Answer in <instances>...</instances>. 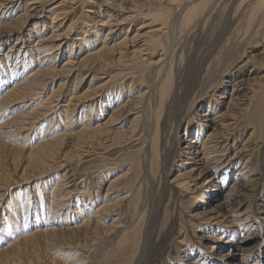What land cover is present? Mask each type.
Masks as SVG:
<instances>
[{"label":"rangeland","instance_id":"obj_1","mask_svg":"<svg viewBox=\"0 0 264 264\" xmlns=\"http://www.w3.org/2000/svg\"><path fill=\"white\" fill-rule=\"evenodd\" d=\"M28 1L34 2L37 0H26L27 3H29ZM89 1L90 3L87 4L100 5V10L107 14V7L112 6L110 3L114 0H109L103 4L99 0ZM220 1H217V4L213 2L210 4L211 6L206 7L192 28L182 33H178V30L169 31L170 34L173 32L176 36L172 39L171 50L169 49L170 51H167L168 54L165 56H161L160 60L164 58L163 65H166L165 67L167 65L171 66V88L165 97L158 120L159 130L156 139L158 158L156 166L153 168H150V142L155 128L154 109L158 103L157 89L164 76V74L157 75L159 63L150 65L142 72L139 69L133 71L134 68L129 67L132 64L131 60V63L125 62V65L117 63L116 67L114 66L116 63H114L112 66H108L102 74L98 72L102 70L101 66L90 64V67L94 65L91 67L92 73L90 76L86 74L83 81L79 83L77 94H81L89 86V83L93 85L92 87L104 83H107V85L101 91L95 93L92 97L94 99L88 101L91 102V106L94 108L87 123L91 120V126L101 124L105 127V121L112 114L110 112H113V101L118 99V102L125 103V111L122 108L119 119L112 124V127H109L112 128L110 132L112 134L119 131L122 133L113 136L114 143L110 136H106L107 133H105V136L93 141L90 135H82L79 142L75 140V135V137L67 135V142L62 143L61 150L54 155L57 159L53 158L55 159L53 161L48 158V160H44L45 164L39 163L36 165L30 161L28 159L29 151L41 142L44 137L48 138L49 134L62 133L65 124L70 125L67 128L71 132L79 130L78 128L83 125L82 121L85 118L82 112L88 108L84 107V105L89 106L90 103L78 106L70 98L73 92L70 89L74 80L72 76L69 79L62 77L55 79L52 84L48 85V88L46 87L47 92L42 100L43 95H40L41 98L36 102H34V99H30L31 101L21 100L16 101L17 103H12L11 106L9 105L6 109L7 112L1 115L8 127L3 122L0 127V132H12L10 133L11 136L9 134L0 143V146H2L0 147L2 151H0V170L2 172L5 170V174L4 172L2 173L3 175L0 171V177H2L0 178V264L8 263L9 259L8 264L15 263L16 261L12 259L16 260V256L19 262L15 264H23V260L24 263L29 260L28 264H50L51 262V264H224L222 255L228 251H230V254H235V256L261 251L263 254L261 261L264 264V118L261 120L256 132H254L255 127L251 128L252 125L242 124L239 119L237 124L232 123L234 127L231 126V132L228 135V145L223 156L224 163H212L210 167L213 166V169L204 173L200 171L203 170L201 163H197L195 166L192 165L194 178L187 187L193 190L183 189L173 181L178 171L181 170L180 168L184 166L181 161L185 158L184 152L190 146L189 144L193 148L187 151L193 154L194 157L198 156L196 160L199 161L198 159L201 158V142L204 140H215L210 136V140L206 137L210 134L215 136V133L222 131L218 125L221 122L225 120L229 123L234 121L231 120L234 119L233 116L237 112L235 110L237 106L235 107L231 102L228 105V99L231 98V95H233L232 97L237 95L232 92L233 86L241 79L245 80L255 77L252 80L253 84L256 78L259 77L258 79H260V76L264 75V64L257 65L255 63V59L261 56L259 54L264 48V24H259L261 16H258L253 24L250 25L251 28L247 27L245 23L247 13L245 6L247 2H242L243 4L236 8L242 0ZM58 2H61L60 6L62 8H67L60 9ZM62 3V0H52L43 6L46 10L58 6V9L64 11L67 15L62 18L63 20L61 19L63 25L72 20L76 21L75 28L69 33L67 38L61 39L62 37H60L55 41L56 43H62V46L56 51L58 53L62 52L56 57L55 65H58L59 68L69 55V47L73 46L70 57L74 62L82 57L81 54L83 53L78 50L81 44L79 45V40H74V38L84 36V31L82 32V30H84L86 25H82V18L85 12L84 8H88L80 6L81 2H79L80 4H67L66 6H63ZM30 5L31 7L27 9L30 15H27L25 19L24 30L19 33H12L4 41H0V66H4L5 70H11L13 67L14 59L18 54L15 49L21 46L22 51L34 46L35 41H37L35 38L37 34H35V28H33L36 18L33 15L31 17V13H34L31 8H34L37 4L35 2ZM69 5L74 7L73 10L68 8ZM22 8L20 6L15 12L13 11L12 16L8 14L9 11L4 15L0 12V16L3 15L1 20L4 23L15 21L14 19L24 12ZM110 12L112 13L113 11L110 10ZM46 15L45 11L43 16ZM95 18L93 19L92 16L91 19H88L87 24L92 27H107L100 21L96 22L100 16L96 15ZM134 21L111 23L112 29L106 38L107 42L111 44L112 41H119L120 38H123L125 31L128 34L127 38L131 37L134 31L132 29L140 28L139 26H141H134ZM126 25L128 27H125ZM151 28L150 24H146L139 30L145 32ZM28 30H31L32 35L24 39L29 32ZM45 31L47 30L41 29V32L45 33ZM17 35L22 38L18 39L17 44H15L16 40L14 39ZM48 35L49 32L45 36L48 37ZM140 37L132 40V45H129L130 47L132 46L129 48L130 51L132 48H139L140 44L143 43L139 41L142 40V37ZM248 38L250 40L242 46L241 50L238 51L239 45L234 46L237 54L241 51V55L236 60H234L233 54H229V57L225 61L223 60L222 51H225L229 44L236 43L238 39L245 40ZM160 52H154L148 56V52H143L142 57H151L153 60H157L160 57L158 56L161 54ZM5 54H10V58H4ZM250 56H253L250 58V62L248 60L245 63ZM21 58L18 59L19 64L13 72L22 70V65L24 66L26 62L22 64L23 61L20 62ZM251 60L255 62L251 63ZM96 65L100 68L99 70H97ZM241 65L243 66L240 67ZM32 67L35 68L34 66ZM108 70L109 76L113 75L111 80L107 77ZM263 79L264 77L260 79V85L262 84L261 87L264 88ZM117 84L125 87L126 91L124 94L121 95L120 92H117ZM255 84H253L254 87L252 85L250 87H260L259 83ZM7 85H0V89L5 88ZM59 85H63L62 90L64 91L59 96V99L56 97L51 103L50 106L54 107L41 108L42 101L52 92V88L56 89ZM128 85L133 89L130 92L127 91ZM139 92H143L144 95L141 103L136 106L130 99H133L132 97L138 95L137 93ZM69 98L73 100L72 104H75V106L73 105L74 108L70 113H64L65 117H63L64 106L68 103ZM105 100L106 103L111 100V103L108 106L98 108L99 104L102 106ZM204 102L207 106H200V103ZM214 103L216 104L215 110L208 111V105L210 104L211 106ZM222 103L225 104L223 105ZM35 105L40 107V111H46L44 115L36 121L34 120L35 123L31 126L25 124L27 128L21 131L22 133L15 134L16 127L20 126L22 121L14 120V123V121L8 119V116L15 114L13 117H9L12 119L17 114H22L23 118H26V115L23 114L31 111ZM189 107L190 109L188 110ZM205 113L208 114L206 117L203 116ZM219 113L222 116H218ZM192 114L195 115V119L192 120L195 123L188 127L189 133H185L184 118L186 117V120H188L192 117ZM71 119L72 121L68 122ZM119 121L120 123H117ZM202 122L207 124L208 128L204 129L197 143H189L192 140L196 141V125ZM133 123L136 125H133ZM134 126L136 127L135 131H132ZM251 130L254 134L252 133L253 136L249 140ZM219 132L217 134L220 135ZM10 137L11 139H9ZM247 140L249 141L247 142ZM243 142L245 143L242 144ZM226 160L230 161L231 170L223 187H220L219 183L224 177L225 169L223 167ZM49 163L51 166H49ZM130 165L133 168L128 170ZM216 165H218V168L214 167ZM2 166L6 167L2 168ZM243 166L244 168L242 169ZM125 172L126 178L123 177L118 180L113 188L108 187L110 181ZM6 179H8V182H6ZM55 180L59 181L60 187L53 195L51 190ZM64 183L65 185H62ZM194 183L197 184L193 186ZM202 185L204 186V193L202 192L203 194L199 196ZM230 186H234L233 188L237 193L234 196H230L229 204L227 202L222 204L223 200L220 194L222 197L227 195ZM196 187L198 190H196ZM67 191L68 194L63 198L65 206L58 209L57 217H52L53 213L51 215L48 214L51 199L55 197L59 199ZM88 194H90L89 200H87ZM20 196L27 197L22 205H24L25 209L29 208L32 215L26 216L25 220H23L24 215L21 209H18L22 203L20 202ZM129 198L136 200L135 211L130 206L132 203H129ZM114 200L118 202L115 203ZM14 201L17 202V207L16 205L14 206ZM109 204L112 205L105 212L102 213L101 211L100 213L98 211L95 213L99 207ZM40 205H42L43 215L41 216L42 218L38 217L39 220L36 221L35 218L37 217H34V207L39 210ZM86 205H92L91 209L86 210L85 208H88ZM84 206L86 207L83 208ZM15 207L16 209H14ZM53 210L55 209L53 208ZM88 210H91L90 216L87 215ZM221 215L224 217L221 218ZM64 216H66L65 220L63 219ZM96 219H99V222ZM88 220L90 223L86 227L83 223ZM21 222L25 223L26 228L24 230H27L28 233H32L36 229H44L46 228L45 226L54 228L56 233L55 235L49 234L50 236L48 235L47 240L46 235L39 234L38 239H36V236L34 237L35 239L32 238L30 246V243L23 244L21 245L22 249L10 250L11 252L13 251L12 253L6 248L5 252L6 242L14 241L22 232L20 228ZM242 223L252 225L248 226L249 230L243 227L239 230L237 227ZM7 226H9L8 231L5 228ZM14 226L18 227H16L19 230L18 235L13 233ZM180 227H182L181 230ZM87 228L88 230H85ZM225 230L228 231V234L223 233ZM125 233L127 234L125 235ZM132 233L136 235L130 237L137 240L135 246H132L129 243V239H127L129 237L128 234ZM162 233H166V235L162 237ZM247 233L250 235H247ZM47 241L51 242L50 248L47 245ZM33 243L37 246L34 245V247ZM30 247L31 249L27 250ZM24 248H26L25 252H22L21 255V251H24ZM33 250L35 251L33 252ZM29 253L32 258H29ZM51 253H54L55 258ZM10 254H13V257ZM25 254H27L29 259L27 257L23 258Z\"/></svg>","mask_w":264,"mask_h":264},{"label":"bare ground","instance_id":"obj_2","mask_svg":"<svg viewBox=\"0 0 264 264\" xmlns=\"http://www.w3.org/2000/svg\"><path fill=\"white\" fill-rule=\"evenodd\" d=\"M50 1H52V0H37L34 2L28 1L29 3H27L26 0H0V12L3 13V15L9 11L8 14H10V16H12L11 14L14 13L16 11V9L19 8L20 6L23 7L22 9H24V12L21 15L19 14L17 16V18L14 19L15 21H13V22L11 21L8 23H6V22L4 23L3 20H1L3 15L0 16V41H4L12 33L22 32L24 30L23 25H24L25 19L27 18V15L28 16L30 15V14H28L27 9H29V7H31L30 4H33L35 2L37 4L34 8H31V11L34 12V13H31V17L33 15L36 18L34 21V26H33V28H35L34 29L35 34H37L35 36V38L37 39V41H35L36 42L35 45L33 44L34 46L28 47L27 49H24L22 51H21V46H19L17 49H15L18 54H17V56L15 55L16 58L14 59V64H13V67L11 70H5L4 66H0V85H2V84L7 85L10 83L5 88L0 89V127H1V124H3V123L6 125V123L3 121V118H1V115L7 112L6 109L9 107V105L11 106L12 103H14L16 101H21V100H24V101L27 100L28 101L30 99H34V102H36L43 95L41 98V100H42L43 97L45 96L46 92H47L46 87L48 88V85L52 84L53 81H55V79H58L61 77L69 79L73 76L74 80L72 81V85L70 88V89H72L71 92L73 91L72 92L73 98H72L71 94H70L71 95L70 98L73 99L74 101L69 98L68 103L64 106V112H63V110H62V112H63V114L64 113L67 114L68 112L70 113L72 111V109L74 108L73 105L75 106V104H77L78 106H81L82 104L90 103L89 106L84 105V107H88V108H86V110L84 112H82V113H84L83 116L85 117L84 120L82 121L83 125H81V127L78 128L79 130H77L76 132H71L67 128L70 125L68 126L67 124H65L64 131L62 133H57V134L55 133L54 135H51V134L48 135L47 134L49 136L48 138L44 137V139L41 140V142H39L35 147L33 146L34 148L29 151L28 159L36 165L39 163H44V160H46V159L48 160V158H50L51 160L54 161L55 159H57L54 157L55 153L58 154V152L62 148V145H63L62 143L67 142L66 141L67 135L69 137L75 135L76 139L75 138L74 139L77 140V142H79L82 135L83 136L84 135H90L91 139L93 141V140H98V138H100L101 136L102 137L105 136V133H107L106 136H110L111 140L114 143L113 136L117 135L118 133H122V132L119 131L118 133L112 134V133H110L112 128H110L109 126L112 127V124L116 123L117 119H119L118 117H119V114L121 113V109L123 108V110H124V106H126L125 103L122 104V102H118V99L113 101V112H110L112 114L110 116H108L109 118L107 119V121H105L106 122L105 127H103L101 124L91 126V120L88 123H87V120L92 115V111H93L94 107L91 106L92 105L91 102H88V101L94 99L92 97L95 95V93H97L98 91H101L102 88H104V86L107 85V83L99 84V85H96L95 87H92L93 85H91L89 83V86L86 87V89L81 94H77V88H78L79 83L83 81V79L86 77V74H87V76H90V74L92 73L91 67L94 65H92L90 67V64H98V67L101 66L102 70H100L98 72H101V74H102L103 71H105L108 66L110 67L114 63H116L114 65L116 67L117 63H119V65H120V63L124 64L125 62L127 63V62H130V60H131L132 64L129 65V67L134 68L133 71H136L137 69H139L140 72H142L145 69H147L148 67H150V65L151 66L153 64L157 65L159 63L158 68H157L158 69L157 75L159 76L161 74H164V76H163V79L161 78L162 79L160 82L161 84H160L159 88L157 89L158 90L157 91L158 92L157 93L158 94V100H157L158 103L156 105V108L154 109L155 128H154V131H153V134L151 137V142H150L151 143L150 144V155H151V157H150V168H153L154 166H156V162H157V158H158L157 140H156L157 135H158V130H159L158 120H159V116L161 114V110L163 108V103H164L165 97L167 96V94L171 88L170 87V85H171V82H170L171 66L167 65V67H165L166 65H163L164 64V62H163L164 58L162 60H160L161 56L162 57H163V55L165 56L166 54H168L167 51L169 52L171 50L170 47H171V44L173 41L172 39L174 36H176L173 32L170 34L169 31L170 30H172V31L178 30V33H182L183 31L192 28L195 25L198 17L206 9V7L211 6L210 4H212L213 2H216V4H217L218 3L217 1H219V0H114L110 3L112 6L107 7L108 8L107 14H105V12H103V10H100V8H101L100 5L95 6L92 4H87V3H90L89 0H62L63 6H66L67 4H76V3L81 2L82 4L80 6H82L83 8L84 7H86V8L88 7V8L87 9L84 8L85 12L83 13V18H82V21H83L82 25H86V26H84V30H82V32L84 31L83 32L84 36H81L79 38H74V40L75 39L79 40V45L81 44L78 47V50H79V52L83 53V54H81L82 57L80 59H78L76 62H74V60L70 57V55L73 51V46L69 47V45H70L69 44L68 45L69 55L66 58V61L60 66V68L58 67V65H55V63H56V57L58 56V54L62 53L61 51H60V53L56 52L62 46V43H56L55 41L60 37H62L61 39L67 38L69 33L75 28L76 21H73L71 19L72 21H69V22H67V24L63 25L61 19L64 18L67 14L64 11H61L60 9L63 10L67 7L62 8V6H60L61 2H58L60 9H58V6H55L54 8H51L48 10H46V8H43L44 4H46L47 2H50ZM99 1H100V3L103 4L109 0H99ZM238 2H240V1H238ZM242 2H247L246 3L247 5L245 6V9L247 10L246 11L247 12L246 13V21H245L246 26L250 27V25L253 24V22L258 18V16H261V21L259 22V24H264V0H242L236 8H239V6L241 4H243ZM82 7H81V9H82ZM68 8L73 10L74 7L69 5ZM4 9L6 10L5 12H4ZM110 10H112L113 12L111 13ZM45 11H46L47 15L43 16ZM96 15L100 16L99 20H96V22L100 21V23L107 26L106 28L103 27L104 28L103 29L101 27L99 28L96 26L92 27V26L87 24L88 19H91L92 16H93V19H96L95 18ZM131 20H135L134 26L141 25L139 27L142 28L143 25L150 24L152 28L150 30L148 29V31H145V32H142L141 30H139L140 28H134V29H132L134 31H133V34H131L132 35L131 37L127 38L128 34L125 31L123 38H120L119 41H117V42L112 41L111 44L107 42L106 38L108 37L109 31H111V29H112L111 23L117 24L121 21H122L121 23H123L124 21L130 22ZM125 27H128V25H126ZM42 28H44V30H47V31H45V33L41 32ZM80 29H81V27H80ZM146 29H147V27H146ZM28 31L29 32L26 34L24 39H26V37H31V35H32L31 30H28ZM32 32H33V29H32ZM48 32H49V35H48V37H46L45 35ZM139 36L142 37V40H139V41H141L143 43L140 42L141 44H140L139 48H136V49L132 48L130 51L129 48H131L132 46L130 47L129 45H132L131 44L133 42L132 40L137 39ZM44 37H46V38H44ZM21 38L22 37L17 35L14 39V40H16L14 43L17 44V42H18L17 40L21 39ZM27 39H29V38H27ZM243 39H241V40L238 39L236 41V43H233L232 45L229 44L227 46V48H225V51H222V57H223L224 61L229 57V54H233L234 60H236L241 55V51L239 54H237V51H236V49H234V46L239 45L238 51L241 50L242 46H244L246 44V42H248L250 40L249 38L245 39V40H243ZM65 43H66V41H65ZM22 44H23V42H22ZM143 52L144 53L148 52L147 56L149 54L154 53V52L155 53L160 52L161 54L159 53L160 55H158V56H160V57L157 60H153V58H151V57L150 58L149 57L143 58L142 57ZM127 55L128 56L131 55V56L128 57ZM259 55H261V56L257 57V59H255L256 62L251 60L252 61L251 63L255 62L257 65L258 64L263 65L264 64V48L262 49V51L260 52ZM252 57L253 56L248 57L246 59L245 63L248 60L250 62V58H252ZM4 58L9 59L10 54H5ZM19 58H21L20 62L23 61L22 64H24V62H26V63L24 64V66L22 65L21 71L13 72V70L15 68H17V65L19 64V62H18ZM51 61H52V63L49 64ZM249 62H248V64H249ZM10 66H11V63H10ZM32 66H34L35 68H33ZM242 66L243 65H241L240 67H242ZM27 67L28 68L32 67V68L28 69ZM96 67H97V65H96ZM96 67H95V69H96ZM111 68H114V67H111ZM99 69L100 68H98L97 70H99ZM109 70H110V68H109ZM109 70H108V72L107 71L106 72L108 74L107 75L108 79L111 80L113 78V75L109 76ZM143 73H139V74H143ZM160 77H162V76H160ZM262 77H264V75ZM262 77L260 76V79ZM93 78H94V76H93ZM140 78H142V77H140ZM140 78H138V79H140ZM254 78H252V79L248 78L245 80L241 79L240 81L237 82V84H235V86H233L232 92H234V94H237V95L234 97H232L233 95H231V98L228 99L229 100L228 105L231 102L235 107L237 106V109H235V110H237V112L234 113V116L232 115L234 117V119H232V120L230 119L231 121H233V120L234 121L230 122V123L226 122L227 120L221 122L220 124H218L222 129V131L221 130H220V132L218 131L220 133V135L217 134L218 133L217 132V133H215V136H212V134H210L206 137V138H209V140H210V137L215 139V140L208 141V140L203 139L204 141L201 142V144H200L201 158L198 159L199 161L196 160V158L198 156L194 157V155L189 153V151H187V150H190L191 148H193L191 146V144H189V143H197L202 132L204 131V129H206V127L208 125L203 123V122H202L203 124L198 123L196 125V131H195L196 141L192 140L191 142L188 143L190 146L188 148L185 147L187 149L186 152H184L185 158L181 161V164H183L184 166H183V168H180L181 170L178 171L177 175L173 179V181L176 182L181 188L188 189L189 191L193 190V189H189L187 187V185L194 178L192 165L195 166V165H197V163H201V167H203V170H200V171L204 173V172H207L208 170L213 169L212 168L213 166L210 167V164H212V163L218 164V163H222L224 161L223 156L226 153L225 151H226V147L228 145L227 140L229 137L228 135H230V132H231L230 129H231L232 123L237 124L240 121V123H242V124L244 123L245 125H252L251 128L255 127L254 132H256L257 127H259V125L261 124V120L264 118V88L261 87L262 84L260 85V79H258L259 77L256 78V81H254V82L256 84L259 83L260 87L259 88H251L250 86L252 85L254 87L253 84H255V83L252 84V80H254ZM62 88H63V85L57 86L56 89L53 87L52 88L53 90L51 89L52 92L46 96L45 100L42 101L41 108H44V107L53 108L54 106H50V105L56 97L59 99V96L64 91V90H62ZM131 90H133L132 87H130L128 85L127 91L130 92ZM125 91H126L125 87L121 86L120 84L119 85L117 84V92H120L122 95L125 93ZM137 94H138V95H136L137 97L135 96V97H132L133 99H130L133 102V104L136 106L141 103V100H142L143 95H144L143 92L142 93L139 92ZM184 95H187V94H184ZM41 100H40V102H41ZM193 100H195V98H193ZM72 101L75 104H72ZM109 101H110L109 103H111V100H109ZM109 103H106V100H105L102 103V106H100V104H99L98 108H100V107L102 108L103 106H108ZM27 105H28V103H27ZM36 105L33 106L31 111H28L26 114H23V115H26V118H23L22 114H20V115L17 114L18 115V116L16 115L17 118L14 117L12 119L9 117H13L15 114L13 116H8V119H10V121H14V120L22 121V122H20L21 123L20 126L18 125L19 123L17 122L18 127H16V129L14 128L15 134L20 133L21 131L25 130V128H27L26 127L27 125H25V124H28L29 126H31L33 123H35V121L37 119H39L40 117H42L44 115V113L46 111H40L39 110L40 107L36 106ZM200 106L206 107L207 105H205V102H204V103H200ZM215 108H216L215 103L212 104L211 106H210V104L208 105V111H214ZM189 109H190V107L188 108V110ZM226 109H227V106H226ZM220 113H221V111H220ZM220 113L218 114V116L221 115ZM207 115L208 114H206V113L203 114L204 117H206ZM69 116H71V115H69ZM187 116H190V115H187ZM224 116H226V115H224ZM235 116H236V118H235ZM29 117H31V118H29ZM63 117H65V114L63 115ZM149 119H151V118H149ZM193 119H195L194 114H192V117L188 120H186V117L184 118L185 127H186L185 133H189L188 127H190V125H194L195 122L192 121ZM238 119H239V121H238ZM70 121H72V119L68 120V122H70ZM224 122H226V123H224ZM14 123H15V121H14ZM84 123H86V124H84ZM117 123H120V121ZM134 124L135 123H133V125ZM6 126L8 127V125H6ZM219 126H218V128H220ZM232 127H234V126H232ZM135 128L136 127L134 126L132 131H135ZM233 130H235V129H233ZM1 132H0V143H2L4 141V139L7 138L10 133H12V132H2V133ZM232 133H233V131H232ZM252 133H253V131L249 133L250 134L249 135L250 137L248 138L249 140L252 138V136L254 134V133L253 134ZM10 136H11V134H10ZM90 136H88V138H90ZM9 139H11V137ZM249 140H247V142ZM244 143L245 142H243L242 144H244ZM0 147H2V146H0ZM7 147H8V145H7ZM1 155H2V153H1ZM53 158H55V159H53ZM14 159H16V158H14ZM229 163H230V161L226 160V163L223 167L225 169L224 170V177H223V180L220 181V183H219L220 187L221 186L223 187L224 182L227 178V175H228L229 171L231 170L230 169L231 164H229ZM34 164H33V166H34ZM46 164L48 165V163H46ZM189 164H191V165H189ZM185 165H188V166H185ZM233 165H234V163H233ZM39 166H37V167L39 168ZM49 166H51V164ZM3 167L4 166H2V168ZM214 167L218 168V165H216ZM132 168H133V166L130 165L128 170H131ZM243 168H244V166L242 167V169ZM245 168H246V166H245ZM0 171H1V174L3 172L5 174V170L3 172H2V170H0ZM134 173H136V172H134ZM9 175L10 174L8 173V177H9ZM125 176H126V172L122 173V175L120 174V176H118L114 180L110 181V184L108 185V187L113 188L114 184L116 182H118V180L122 179ZM0 178H2V177H0ZM7 180L8 179H6V182H8ZM2 183H4V182H2ZM196 184L197 183H194L193 186H195ZM2 185H4V184H2ZM62 185H65V183ZM59 187H60L59 181L55 180L54 186L51 190V194L54 195V193H56V191ZM233 187L234 186H230V189L228 190L227 195L222 197L220 194V197L223 200L222 204H224V202H227V204H229V201L231 200L230 196L236 195L237 191H235V189ZM203 188H204V186L202 185L201 189H200V195L199 196H201V194L204 193ZM196 190H198L197 187H196ZM67 194H68V191L66 192V194H64L59 199L56 197L54 199H51L52 201L49 204L50 210H49L48 214L51 215L53 213L52 217H54V218L58 216L57 211H58V209L65 206V204H63V201H64L63 198ZM26 196H27V194H26ZM89 197H90V194H88L87 200H89ZM26 198L27 197H25V196H20V202H22V203L20 204V208H18V209H21L22 214L24 215L23 220H25V217L29 216V214L31 215L30 209L27 207H26L27 209H25L24 205H22L23 203H25L24 200L26 201ZM121 199H123V198H121ZM135 201L132 198L129 201L130 204L132 203L130 206H131L133 211H135V209H136V202ZM116 202H118V201L116 200L115 203ZM15 205H16V207L18 206L17 202L14 201V206ZM111 205L112 204L101 206V207H99V209H97L95 211V213L98 211L100 213L102 211V213H103L106 210H108ZM35 206L37 207V205H35ZM86 206H84L83 208H85ZM91 206L92 205H89V206H87L88 208H85V209L86 210L89 208L91 209ZM16 207L14 209H16ZM41 207H42V205H40L39 210L37 208L35 209V207H34V210H35L34 211V217H37V218H35L36 221L39 220L38 217L42 218L41 216L43 215V211H42ZM57 207H59V208H57ZM53 208L55 210H53ZM87 213H88L87 215L90 216L91 210L90 211L88 210ZM223 217L224 216L221 215V218H223ZM63 219L65 220L66 216H64ZM99 219L98 220L96 219V220L99 222ZM25 222L27 223V221H25ZM89 223L90 222L88 220L87 222H84L83 225L87 227V225H89ZM24 224L25 223H22V225L20 227L21 231H22L20 234L18 233L19 230H17L18 227L14 226V228H13L14 232L13 233H16L17 235L19 234V236L18 237L16 236L17 238L12 242H9V241L6 242L7 245H6V247H4L5 252H6V248L8 249V251L20 249L22 247L21 245H23V244L26 245V244L30 243L32 238H34L35 236H36V239H38L39 234L46 235L45 237L47 240V238L50 236L49 234L55 235V233H56V230L54 228L49 227V226L48 227L45 226L46 228H44V229L43 228L42 229H36L32 233H28L27 230H24L26 228V226ZM251 225L252 224H249V223H244V224L242 223V224H239V226L237 228H239V230L241 227L247 229L248 226L250 227ZM7 227H5V228L8 231L9 226H7ZM181 229H182V227H180V230ZM249 229L250 228H248V230ZM85 230H88V228ZM97 230H98V228H97ZM227 232L228 231L225 230L223 233L228 234ZM249 232L251 233V231H249ZM126 234L127 233H125V235ZM41 235H40V237H41ZM125 235H124V237H125ZM128 235H129V237L127 239H129V243L132 246H135L137 243V240L131 239L130 237L136 236V235L134 233L128 234ZM163 235H166V233H162V237H163ZM247 235H250V234L247 233ZM93 236H94V234H93ZM33 241H35V240H33ZM48 241H49V239H48ZM48 241H47V245L49 247L51 242H48ZM30 245H31V243L29 244V246ZM32 245L34 246L36 244L33 243ZM31 247L27 250H30ZM48 247H46V248H48ZM215 247L217 248V246H215ZM25 249L26 248H24V251H21V255H22V252H25ZM35 250L37 251V249H35ZM35 250H33V252ZM17 251H16V254H17ZM5 252H3V253L6 254ZM12 252L10 251V253H12ZM29 252H31V251H29ZM29 255H30V253L28 254V256ZM52 255L54 257V253ZM222 256L224 257V264H263L261 261L263 259V254L261 253V251L254 252L253 254H251V252H250V253H247L244 255L242 254L241 256H235V254H230V251H228L226 254H224ZM1 257H3V256H1ZM11 257H13V254L11 255ZM26 257H27V254H25V256L23 258H26ZM30 257L31 256H29V258ZM29 258L27 257V259H29ZM54 258H52V259H54ZM15 259L16 260H14V259H12V260L16 261L15 263H18L19 259L17 258V256ZM9 260L7 261L8 263H9ZM28 261H26L27 264H28ZM31 261L33 262V260H31ZM2 262H4V261H2ZM8 263H5V264H8ZM15 263L12 262V264H15ZM26 263H24V260H23V264H26ZM33 263H35V262H33Z\"/></svg>","mask_w":264,"mask_h":264}]
</instances>
